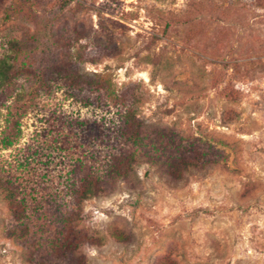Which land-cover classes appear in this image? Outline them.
<instances>
[{"label":"rangeland","instance_id":"obj_1","mask_svg":"<svg viewBox=\"0 0 264 264\" xmlns=\"http://www.w3.org/2000/svg\"><path fill=\"white\" fill-rule=\"evenodd\" d=\"M15 42L0 264L71 263L68 186L85 175V264H264V0H0V58ZM93 74L120 100L65 85ZM124 104L144 136L116 178Z\"/></svg>","mask_w":264,"mask_h":264},{"label":"trees","instance_id":"obj_2","mask_svg":"<svg viewBox=\"0 0 264 264\" xmlns=\"http://www.w3.org/2000/svg\"><path fill=\"white\" fill-rule=\"evenodd\" d=\"M26 53V50L24 48H21L18 43L15 42L13 44L10 55L0 58V90L9 91L10 88H12L16 83L17 77H19V75L23 73H26L28 69L27 65V69L18 65L19 57L21 55H26ZM93 76L94 78L89 80H83L78 76H70V81L65 82V85L77 87V84L81 81L83 85L87 86L90 89H93L95 92L103 93L112 99L120 98L119 96L113 97L114 91L112 90L111 82L102 80L100 75L93 74ZM30 89L32 90L31 94L34 93V87L33 89ZM21 92H25L23 88H21L15 95H21ZM119 116L120 122L123 126V131H125V133H122L123 143L127 146L129 152H124L123 154H120L116 157H113L111 155L109 156V161H107V164H105V166L108 169V173L116 178L126 174V171L133 163L132 158L135 157L134 153L137 150V147H139L140 145L139 142L143 140L142 136H144L142 122L135 116L131 105H129V107L125 104L122 105V110ZM16 129L17 132L13 133L12 136L7 135L2 137L0 143L3 148L6 149L11 147L18 140L20 136L18 121L16 124ZM78 163H81V161H78ZM99 184V177L95 175H85L77 179H72V182L68 186L72 204L70 207V212L68 213L67 218H65L64 221L65 232L66 235H68L66 237V244L64 246L66 248V251L69 250L70 254L75 255L77 253L76 257H74V259H71L70 264H85L86 262L85 257L80 253L81 245L87 243L86 241H84L87 240L86 235L84 234V232H80V229L82 228L80 226L82 220L79 216L80 204L84 200L95 196L100 191ZM3 187L4 186L0 184V190L3 189ZM8 199L13 200V196H9ZM11 209L15 212L18 208L14 204H12ZM57 245L59 248L63 246V244L59 241H57ZM54 246L56 248V245Z\"/></svg>","mask_w":264,"mask_h":264}]
</instances>
